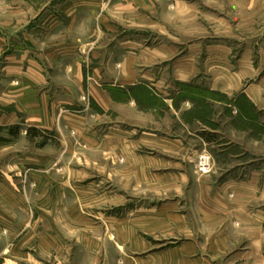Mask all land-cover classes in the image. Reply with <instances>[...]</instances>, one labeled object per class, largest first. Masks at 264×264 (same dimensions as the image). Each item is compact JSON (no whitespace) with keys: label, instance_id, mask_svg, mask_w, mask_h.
I'll list each match as a JSON object with an SVG mask.
<instances>
[{"label":"crops","instance_id":"obj_1","mask_svg":"<svg viewBox=\"0 0 264 264\" xmlns=\"http://www.w3.org/2000/svg\"><path fill=\"white\" fill-rule=\"evenodd\" d=\"M160 1L0 0V126L62 134L61 122L72 127L71 112L84 92L96 118L126 107L120 96L133 101L129 86L142 88L144 93H134L142 103L148 94L158 98L153 82L159 72L151 77L135 67L165 54L138 41L139 52L123 54L118 49L128 39H113L135 24L149 26L145 19ZM181 3L173 0V15ZM178 71L174 60L171 80L187 81V71ZM24 135L6 134L0 156L22 136L36 138ZM176 142L169 147L175 149ZM58 156L23 152L0 164V264H264V213L255 210V181L224 179L218 208L198 200L197 215L183 199L135 202L128 209L122 192L97 196L95 187L82 190L71 183L78 171L68 168L60 178L47 169L48 162L62 159ZM149 165H135L139 184ZM229 187L234 190L227 196ZM112 208L119 210L114 216L101 212Z\"/></svg>","mask_w":264,"mask_h":264},{"label":"rangeland","instance_id":"obj_2","mask_svg":"<svg viewBox=\"0 0 264 264\" xmlns=\"http://www.w3.org/2000/svg\"><path fill=\"white\" fill-rule=\"evenodd\" d=\"M177 2L184 6L176 15L172 14L173 0H162L145 19L149 26L137 28L135 24L113 39H128V45L118 49L123 54L139 52L137 41L150 52L155 49L165 54L159 61L135 67L153 73L151 77L159 72L160 79L153 82L160 92L158 98L146 94L147 102L142 103L134 94L142 88L129 86L134 102L120 96L126 107H116L111 115L96 118L91 99L84 92L79 96L80 105L71 112L72 127L62 121V134L38 129L40 136L35 139L26 134L30 127L20 131L19 126L18 134H13L9 128L14 126H0L3 138L6 134L17 138L21 133L29 138L22 136L16 146L4 150L0 164L13 162L23 152L60 155L62 159L51 160L47 169L57 170L54 174L60 178L68 168L78 171L77 176L70 175L71 183L82 190L95 187L97 196L122 192L128 209L135 202L159 204L183 199L192 215L198 214V200H205L209 209L218 208V190L224 179H251L256 184L255 210L263 214L264 0ZM174 60L177 74L178 69L187 71V81L171 80ZM171 140H177L175 149L168 145ZM203 155L209 157L205 171L198 165ZM150 160L154 165H149ZM137 163L149 165L145 166L144 184L134 175ZM178 171L183 176L176 175ZM190 186L188 195L184 190ZM228 189L230 196L234 189ZM83 210L82 214L88 212ZM102 211L112 216L119 212L118 208Z\"/></svg>","mask_w":264,"mask_h":264},{"label":"trees","instance_id":"obj_3","mask_svg":"<svg viewBox=\"0 0 264 264\" xmlns=\"http://www.w3.org/2000/svg\"><path fill=\"white\" fill-rule=\"evenodd\" d=\"M18 131H19V126H14V128H9V132L10 133H13V134H18ZM31 132H32V135H31ZM0 133H1V130H0ZM26 134L27 136L29 137H37V136H40V134L38 133V131L33 128V127H30L26 130ZM5 140V138H3L1 135H0V141H3Z\"/></svg>","mask_w":264,"mask_h":264},{"label":"built area","instance_id":"obj_4","mask_svg":"<svg viewBox=\"0 0 264 264\" xmlns=\"http://www.w3.org/2000/svg\"><path fill=\"white\" fill-rule=\"evenodd\" d=\"M198 165L201 171H205L209 165V157L206 155L200 156Z\"/></svg>","mask_w":264,"mask_h":264}]
</instances>
